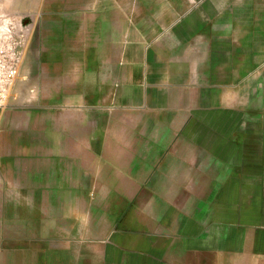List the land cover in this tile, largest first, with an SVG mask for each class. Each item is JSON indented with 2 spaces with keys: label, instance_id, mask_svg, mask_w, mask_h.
<instances>
[{
  "label": "crops",
  "instance_id": "0c3cea01",
  "mask_svg": "<svg viewBox=\"0 0 264 264\" xmlns=\"http://www.w3.org/2000/svg\"><path fill=\"white\" fill-rule=\"evenodd\" d=\"M146 4L4 109L2 264H264V0Z\"/></svg>",
  "mask_w": 264,
  "mask_h": 264
},
{
  "label": "rangeland",
  "instance_id": "374dc122",
  "mask_svg": "<svg viewBox=\"0 0 264 264\" xmlns=\"http://www.w3.org/2000/svg\"><path fill=\"white\" fill-rule=\"evenodd\" d=\"M147 1L0 0V119L4 109L9 107H33L46 103L49 81L57 74L55 68L59 66L54 63L57 56H74L69 65L79 68L82 63L77 61L88 50L89 44L92 52L98 50V18L101 10L113 12L111 10L115 7L148 6L150 2L146 4ZM163 1L154 0L155 7H161ZM56 6L68 8L70 14H59L56 22V13L52 14L50 9ZM154 17L155 23L162 22V15L156 14ZM170 17L172 23L178 21L177 16ZM160 32L162 30L155 31V36L158 37ZM10 69L17 72L9 76ZM262 233L263 237L255 240L254 246L258 242L264 245V231ZM95 258L96 255L92 254V259ZM30 259L32 256L27 255V262ZM2 262L0 246V264ZM92 264L96 263L92 260Z\"/></svg>",
  "mask_w": 264,
  "mask_h": 264
},
{
  "label": "built area",
  "instance_id": "2783aa9c",
  "mask_svg": "<svg viewBox=\"0 0 264 264\" xmlns=\"http://www.w3.org/2000/svg\"><path fill=\"white\" fill-rule=\"evenodd\" d=\"M16 72H17L16 69H10L9 72H8V75L9 76H13Z\"/></svg>",
  "mask_w": 264,
  "mask_h": 264
}]
</instances>
